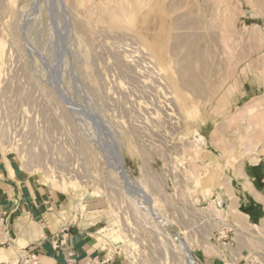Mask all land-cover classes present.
<instances>
[{
	"label": "rangeland",
	"instance_id": "obj_1",
	"mask_svg": "<svg viewBox=\"0 0 264 264\" xmlns=\"http://www.w3.org/2000/svg\"><path fill=\"white\" fill-rule=\"evenodd\" d=\"M263 39L264 0H0V155L105 263L264 264Z\"/></svg>",
	"mask_w": 264,
	"mask_h": 264
},
{
	"label": "crops",
	"instance_id": "obj_2",
	"mask_svg": "<svg viewBox=\"0 0 264 264\" xmlns=\"http://www.w3.org/2000/svg\"><path fill=\"white\" fill-rule=\"evenodd\" d=\"M247 192L251 198L243 195V199L239 198L241 204L238 206L242 205V201L249 203L248 209L243 208L247 214L241 213L250 221L256 215V203L260 200L248 188ZM58 205L59 199L55 193L0 155V249L5 258L11 257L10 252L16 255L28 247L37 252L38 264L100 262L102 253L95 236L96 223L80 221L68 229L67 222L59 218ZM55 237L63 239L58 248L53 247ZM108 262L103 264H122L116 258Z\"/></svg>",
	"mask_w": 264,
	"mask_h": 264
},
{
	"label": "bare ground",
	"instance_id": "obj_3",
	"mask_svg": "<svg viewBox=\"0 0 264 264\" xmlns=\"http://www.w3.org/2000/svg\"><path fill=\"white\" fill-rule=\"evenodd\" d=\"M142 4V3H141ZM131 5H132V3H131ZM134 8V7H133ZM118 9H120V13H116V14H114V16H113V19H114V22L116 23V24H119V23H121L122 22V17H124V12H125V10H127V9H125V8H123V6L121 5V8H118ZM118 9H116V10H118ZM113 10H115V9H113ZM102 11V10H101ZM133 11V10H132ZM112 18V17H111ZM127 19V18H126ZM125 19V22L127 21ZM124 21V20H123ZM127 23V22H126ZM119 25H121V24H119ZM257 27V25H254L253 26V29H255ZM245 29H246V27H245ZM263 42H264V39H263ZM249 108V107H248ZM247 110V109H246ZM246 110H244V111H246ZM243 113V112H242ZM246 113V112H245ZM244 114V113H243ZM240 115H242V114H240ZM239 115V116H240ZM244 116V115H243ZM240 118V117H239ZM250 126V125H249ZM251 127V126H250ZM250 127H248V128H250ZM251 129V128H250ZM249 129V130H250ZM249 130H246V131H249ZM245 131V132H246ZM251 136H253V135H251ZM250 136V137H251ZM250 139H252V138H250ZM261 141V140H260ZM246 142V141H245ZM247 142L249 143V138H247ZM247 143V144H248ZM252 144L253 143H250V145L248 144V145H246V149H245V151H244V153H249V154H251V155H249L250 156V161L251 162H257L256 161V158L253 156L254 155V149L256 148L255 146H252ZM256 144V143H255ZM255 144H253V145H255ZM258 144V143H257ZM257 144H256V146H257ZM244 144H242L241 146H243ZM234 147V146H233ZM235 148V147H234ZM258 160V159H257ZM253 163V164H254ZM120 165H122L121 163H120ZM123 166V165H122ZM123 167H121V169H122ZM128 174V173H127ZM247 187H248V189L250 190V192H251V194H253V196L256 198V199H258V200H264V196H262L259 192H257L254 188H253V186H252V184L249 182V181H247ZM264 204V203H263ZM237 215L239 216V218L240 219H242V221H243V223L246 225V227L247 228H249V227H251L252 228V230H254V232L255 231H257V232H259L260 231V226L259 225H254V224H252V223H249L248 222V218H247V216L246 215H244V214H242L241 212H239V211H237ZM261 226L262 227H264V218L261 220ZM261 227V228H262ZM250 229V228H249ZM257 232H256V234H257ZM170 235H172V238H174L175 239V241H176V243H178V244H180V245H178V246H180L181 248H183L181 245H182V243H181V240H179L178 238H176V236L179 234V233H177V235L175 236V233H172V231H170ZM260 233V232H259ZM261 233H263V232H261ZM260 233V234H261ZM177 237H179V236H177ZM182 239V238H181ZM183 240V239H182ZM185 242V241H184ZM183 245H186V243H184ZM190 249V248H189ZM182 252H184L183 254V256L185 257L184 259H186V261L188 262V263H190V264H199L192 256H191V254H190V252H189V250H188V248L187 247H184V249H183V251ZM181 252V253H182ZM5 259V255H4V252H3V250L2 249H0V260L1 259ZM187 262H186V264H187Z\"/></svg>",
	"mask_w": 264,
	"mask_h": 264
},
{
	"label": "built area",
	"instance_id": "obj_4",
	"mask_svg": "<svg viewBox=\"0 0 264 264\" xmlns=\"http://www.w3.org/2000/svg\"><path fill=\"white\" fill-rule=\"evenodd\" d=\"M63 242V239H60L58 240L56 237L53 241V247L54 248H58ZM69 257H70V260L71 261V257H72V254L70 253L69 254ZM38 257H37V252H35V250H32L30 248H23L21 250V255L19 256V264H38ZM104 261H96V260H93V263L92 264H103Z\"/></svg>",
	"mask_w": 264,
	"mask_h": 264
}]
</instances>
